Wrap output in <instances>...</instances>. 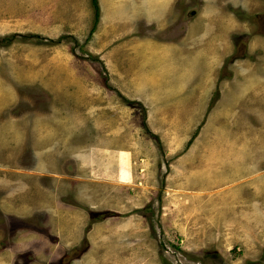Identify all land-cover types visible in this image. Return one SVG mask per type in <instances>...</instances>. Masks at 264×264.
I'll return each mask as SVG.
<instances>
[{"label":"rangeland","instance_id":"rangeland-1","mask_svg":"<svg viewBox=\"0 0 264 264\" xmlns=\"http://www.w3.org/2000/svg\"><path fill=\"white\" fill-rule=\"evenodd\" d=\"M194 1L205 7L213 2V19L221 24L214 32L203 21L202 32L197 26L193 35L168 37L179 42L164 47L177 49L179 64L172 60L167 70L161 64L163 73L148 64L159 76L150 89L142 77L146 70L125 80L130 87L121 84L120 70L124 39L157 44L164 40L162 29L174 23L173 17L161 19L164 12L155 2L144 7L142 21L143 16L128 22L119 17L114 34L108 29L102 40L101 20L91 34L92 0H0V136L17 140L12 165L24 169L32 136L53 135L58 149L68 139H82L90 146L113 143L124 152L105 158L110 168L127 170L119 180L93 171L98 182L77 186L78 196L91 199L90 209L68 205L83 220L80 238L67 250L78 248L72 264H264V29L257 18L264 0ZM184 2L174 0V13H182ZM241 34L250 35L245 51L237 41ZM155 52L148 53L155 56L150 63L157 60ZM127 65L138 73L137 65ZM148 65L140 68L150 71ZM42 146L48 149L46 142ZM53 154L58 156L57 148ZM47 156L38 155L39 163ZM59 170L44 171L55 173L43 180L55 199L59 189L74 194L67 179L56 180ZM1 172L3 180L13 177L22 185L20 172ZM31 215L24 219L57 235L56 214L55 223L44 225ZM28 233L35 239L30 244ZM35 234L40 235L19 223L10 249L0 251V264H13L15 250L29 246L36 249L35 264H60L56 239L39 252L42 241ZM85 241L92 244L88 251ZM17 259L26 264L24 256Z\"/></svg>","mask_w":264,"mask_h":264},{"label":"crops","instance_id":"crops-1","mask_svg":"<svg viewBox=\"0 0 264 264\" xmlns=\"http://www.w3.org/2000/svg\"><path fill=\"white\" fill-rule=\"evenodd\" d=\"M174 0H106L103 1L102 5L105 10H103V15H101L100 20V32L102 36V40L104 38H107V35L114 34V31L112 29L114 27H118V19L121 17V22L123 20H126L127 22L130 21V17H138V16H143L141 21L145 19L147 13L144 11V7L147 5L148 2L152 3L155 2V6L158 7L157 11L162 10L164 12L163 16L161 19H166L171 20L170 18L173 17V22H179V25H183L182 29V34L179 37H187L189 33L192 31V35L194 34V29L199 26L200 27V32L203 31L202 29V23H207V26L211 27V30L214 29V32L217 30L216 26L220 25L221 21L219 23H216V20L213 19V9L211 8V2L209 7H205L203 2L199 1L200 3L198 4V12H196L194 17L191 18H184L183 15L174 13V7L173 2ZM188 2V0H186ZM149 5V3H148ZM152 8V7H151ZM219 8V7H218ZM153 9V8H152ZM160 9V10H159ZM156 17V15H155ZM164 17V18H163ZM158 18V17H157ZM123 19V20H122ZM100 22V21H99ZM173 23L170 24L169 27H166L165 29H162L165 36L164 40H160L161 42L156 43H146L142 44L139 41L138 38H127L124 39L126 42L127 47H124L122 51V66L120 70V79H123V82L121 81V84L127 85L128 87L132 86L130 83H126L125 80L128 79L132 80L136 76L139 77L141 74V70H146L143 74V79H147V81H150V83L145 82V86H148V88L153 89V86L157 83L156 78L159 77L155 72L152 73L151 70V65L159 66L160 71L163 73L161 64H167L166 65V70L170 69V64H172V60L175 61V64H179V59L178 57V51L177 49L171 51H166L164 47L165 45H173V47H179L178 43H171L167 42L170 40H167L169 37L167 35V29H169ZM167 26V25H166ZM193 26V29H191ZM126 26L122 27V30L126 29ZM109 29V32H108ZM209 29V28H208ZM210 30V29H209ZM205 31V30H204ZM171 38V37H170ZM174 38V37H172ZM139 41V42H136ZM178 41V40H175ZM106 42V41H105ZM104 43V42H102ZM155 44L157 47H155ZM145 46H151V48H148L145 54L144 52V47ZM152 50V51H149ZM159 53L157 56V60H153L152 63L149 61H152L153 58L156 56V52ZM150 54H155L154 55H149ZM155 62V64H154ZM132 64V65H137L138 68V73L136 74H131L130 73V68L129 65L127 64ZM151 64L148 65V69H145L143 67L140 68V64ZM155 69V68H154ZM132 70V68H131ZM169 73V72H168ZM153 74V75H152ZM114 79V78H112ZM115 79H118L115 77ZM127 81V82H128ZM120 85V84H118ZM130 85V86H129ZM136 85V88L140 85H143V82L140 84H133ZM142 88V87H141ZM125 94V93H122ZM126 95V94H125ZM134 100V99H133ZM140 101L139 99H136ZM11 138L8 137V139H3V137L0 136V186L3 183L6 189H0V193H2L0 196L5 197L3 200L0 199V209L2 211L7 212L10 215H19L22 216L25 214L27 215H34L33 217H36L37 220H42V224L47 223H55V218L53 214L57 215L58 217V223L60 227L56 228L57 235H53L51 232L55 229L49 228H44L40 227V230L37 229H30L29 231H34L40 232V235H36V239H39L42 241V249L38 250L39 252H44L46 249L49 248L51 244L59 245V247L62 249L61 255L64 254V252L67 250V248L70 247L71 244H76V242H73L74 240H78L80 238V232L83 224L82 218L78 215H72L74 213H70V207L73 206L75 207L74 209H79V210H84L90 209L92 207V202L91 199H87V195L85 194L84 197L81 196V194L78 196V194L75 193V190L77 189V186L84 183V182H89V181H97L94 178H97L96 174L93 173V171H96L98 174H101V176H105L107 178L113 179V180H119L121 178V171H127L122 166H120V169L114 170L113 168H110V165L108 162L105 161V158L107 155H110L112 158H120L124 152L122 149L115 148L113 146V143H111V146L109 144L105 143L102 141L101 146L94 145L90 146L91 143L82 140L76 141V140H67L65 141L62 146L63 148L57 147V145L60 144L58 141L59 139L55 138V136L48 135L47 138H34L32 136V148L30 149V159L26 163V166H24V169H19L16 166H13L11 161H12V155L15 156L16 158V152L18 149V145L14 144L17 140H13L12 134L9 135ZM50 137L53 139H50ZM36 140V141H35ZM45 142L48 144V149H44L42 145L45 144ZM74 142V143H73ZM37 143V146L34 144ZM57 148L58 156L56 157L54 153V149ZM117 150V154H115ZM70 150H75L74 154H70ZM48 152L47 159L44 161L38 160V155H44V152ZM12 154V155H11ZM54 155V156H53ZM5 164H3V162ZM8 161L10 163L8 164ZM119 161V160H118ZM122 162V161H120ZM119 163V162H118ZM42 165V171L36 172L35 167L38 165ZM56 166L58 168H61V171L59 170L57 175L56 180H60L61 178L67 179L71 183V187L74 190V194L71 192H67L66 189L63 191L61 189L60 193L58 192V197L55 199V196H51L52 190H50V187L47 186L43 180L44 178L46 179L47 177L53 176L55 173H44V171H55ZM89 166V167H88ZM93 166V167H92ZM88 167V168H86ZM32 170V171H30ZM1 171H8L9 176L12 177V175H15V172H20L22 175L19 178V180H22V185H19L18 179L13 180L12 178L10 180H3V172ZM260 175L263 173L258 172ZM35 174V175H34ZM127 173L123 174L125 176ZM40 176V179L42 178V182H39L38 177ZM3 180V181H2ZM12 182V183H11ZM58 182V181H57ZM87 183H85L86 185ZM89 188L88 190H90ZM87 190V189H85ZM91 192V191H90ZM68 193V194H67ZM110 194L105 192L103 194V197L105 200H110L112 201V198L109 197ZM59 198V199H58ZM99 197H97L98 200ZM53 199V200H52ZM56 201H61V205H57ZM69 205V206H68ZM91 206V207H90ZM49 208H51V214L49 213ZM69 212V214H64L66 212ZM31 215V216H32ZM43 219L45 220V223H43ZM89 233V232H88ZM31 235V241L28 243H32L35 239L33 238V234L28 233ZM55 234V233H54ZM43 235V236H42ZM56 236V237H55ZM55 237V241L54 238ZM86 239L90 242V237L86 236ZM63 241V242H62ZM72 242V243H71ZM18 246V245H17ZM29 246V245H28ZM11 247V246H10ZM7 248L8 249H10ZM32 253L36 256L35 248L34 246H29ZM37 247V246H36ZM92 248V244L89 243L88 250ZM5 250V251H7ZM28 249H24L23 251H16L15 250V255L18 257L20 256L21 253L26 252ZM4 251V252H5ZM1 253V252H0ZM23 255V254H21ZM48 256V254H47ZM39 261V258L35 261V263ZM34 262L31 264H35ZM53 262L51 261L50 264Z\"/></svg>","mask_w":264,"mask_h":264},{"label":"flooded vegetation","instance_id":"flooded-vegetation-1","mask_svg":"<svg viewBox=\"0 0 264 264\" xmlns=\"http://www.w3.org/2000/svg\"><path fill=\"white\" fill-rule=\"evenodd\" d=\"M180 1H182V0H180ZM182 8L183 9H182L181 15H183L185 19L194 17L193 15H195L196 12H198V6L196 5L195 1L192 2V0L188 1V2H184L182 5ZM257 18H258V21L260 23L261 29H264V10L262 12L258 13ZM179 23H180V21L174 22L173 25L169 29L166 30L167 35L169 37H178L182 34L183 25L182 24L179 25ZM254 26L257 28L255 23H254ZM238 39L239 40H237V41L239 43L240 48H243V47H246L245 46L246 43H249L250 35L241 34V35H239ZM234 46L236 49L235 51H237L239 49V46H237L236 44H234ZM245 50H247V47L244 49V51ZM243 55L246 56V54H243ZM27 154H28V156H30V153H27ZM22 160H23V158H22ZM26 216L29 217V215H26ZM26 216L24 215V217H23V216H19V215H10L7 212L2 211L0 209V251H2L3 249L7 250V248H9L12 245L11 241L14 238V234H16L19 231V223H21V224L24 223L25 228L28 230H30V229L40 230L39 226H35L30 221L24 219V218H26ZM34 220L39 221L37 219H34ZM40 232H37V233H40ZM88 232H90V230H87V233ZM53 238L55 239V237H53ZM85 240H87V239H85ZM85 242H86V244H85L86 247H84V249L87 250L88 246H89V242L88 241H85ZM67 250H70V248H67ZM67 250L60 257V258H62V261L60 262V264H67V263H65V261H69L71 263V261H73V259H75V257H77V255L79 254V252L77 251L78 248H73L72 251H70L69 253H67ZM79 250L81 252V248H79ZM21 254H23L22 256L27 258L26 264H31L33 262L35 263V261L37 260V257L29 249L26 252L21 253ZM67 256H70V258L68 260H66ZM17 260L18 259L15 256V259L13 260V264H18Z\"/></svg>","mask_w":264,"mask_h":264},{"label":"trees","instance_id":"trees-1","mask_svg":"<svg viewBox=\"0 0 264 264\" xmlns=\"http://www.w3.org/2000/svg\"><path fill=\"white\" fill-rule=\"evenodd\" d=\"M92 4H93V7L95 9V13H94V25L91 29V34H93L96 31L97 25H98V23L100 21V17H101L99 0H92Z\"/></svg>","mask_w":264,"mask_h":264}]
</instances>
